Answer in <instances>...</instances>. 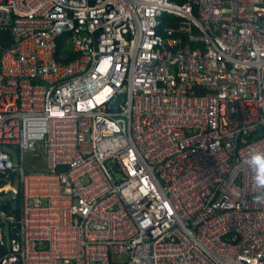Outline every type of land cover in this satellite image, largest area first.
Returning <instances> with one entry per match:
<instances>
[{
    "label": "built area",
    "instance_id": "obj_1",
    "mask_svg": "<svg viewBox=\"0 0 264 264\" xmlns=\"http://www.w3.org/2000/svg\"><path fill=\"white\" fill-rule=\"evenodd\" d=\"M256 151L264 0H0V264H264Z\"/></svg>",
    "mask_w": 264,
    "mask_h": 264
},
{
    "label": "clouds",
    "instance_id": "obj_2",
    "mask_svg": "<svg viewBox=\"0 0 264 264\" xmlns=\"http://www.w3.org/2000/svg\"><path fill=\"white\" fill-rule=\"evenodd\" d=\"M247 165L252 172V191L256 193L252 203L264 205V152L256 151L249 154Z\"/></svg>",
    "mask_w": 264,
    "mask_h": 264
},
{
    "label": "rangeland",
    "instance_id": "obj_3",
    "mask_svg": "<svg viewBox=\"0 0 264 264\" xmlns=\"http://www.w3.org/2000/svg\"><path fill=\"white\" fill-rule=\"evenodd\" d=\"M8 151H9V152L11 153V155H12L13 163H14L15 165H19L20 162H19V160H18V154H17V152H16L15 150H13V149H9ZM28 166H33V161H32V160L29 161ZM14 185H15L16 187H18V186H19V181L16 180V181L14 182ZM6 196H7L8 198H13V197H14V194L11 192V193L7 194Z\"/></svg>",
    "mask_w": 264,
    "mask_h": 264
},
{
    "label": "trees",
    "instance_id": "obj_4",
    "mask_svg": "<svg viewBox=\"0 0 264 264\" xmlns=\"http://www.w3.org/2000/svg\"><path fill=\"white\" fill-rule=\"evenodd\" d=\"M176 1H179V2H183L184 0H176ZM76 56V54H71L69 58H62L60 56L59 59H62L64 60L65 62L71 60L72 58H74ZM5 178H4V175L3 174H0V186H3L5 184ZM19 203V198L17 199V204ZM5 207H8V205H5Z\"/></svg>",
    "mask_w": 264,
    "mask_h": 264
},
{
    "label": "water",
    "instance_id": "obj_5",
    "mask_svg": "<svg viewBox=\"0 0 264 264\" xmlns=\"http://www.w3.org/2000/svg\"><path fill=\"white\" fill-rule=\"evenodd\" d=\"M121 100V95H119V98L112 104L113 106L118 105L120 103ZM60 168H64V166H61Z\"/></svg>",
    "mask_w": 264,
    "mask_h": 264
}]
</instances>
